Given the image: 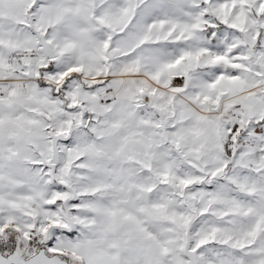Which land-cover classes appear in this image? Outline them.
<instances>
[{"label": "snow or ice", "instance_id": "snow-or-ice-1", "mask_svg": "<svg viewBox=\"0 0 264 264\" xmlns=\"http://www.w3.org/2000/svg\"><path fill=\"white\" fill-rule=\"evenodd\" d=\"M0 264H264V0H0Z\"/></svg>", "mask_w": 264, "mask_h": 264}]
</instances>
